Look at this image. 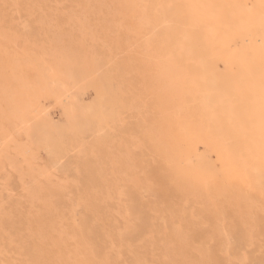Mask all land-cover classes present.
I'll use <instances>...</instances> for the list:
<instances>
[{"label":"rangeland","instance_id":"obj_1","mask_svg":"<svg viewBox=\"0 0 264 264\" xmlns=\"http://www.w3.org/2000/svg\"><path fill=\"white\" fill-rule=\"evenodd\" d=\"M123 1L0 0L1 262L264 264V185L224 168L210 143L197 144L188 160L171 150L166 140L189 139L179 122L200 123V112H192L198 100L187 93L175 109L176 98L154 81L157 41L136 16L155 0L128 7ZM262 1L246 3L263 13ZM247 37L235 38L231 48L247 47ZM64 56L72 73L79 72L71 99L42 97L44 112L34 109L21 123L7 117L18 77L34 83L40 68ZM223 64L219 60L221 70ZM97 97H114L115 119L81 134L54 164L29 127L62 124L71 114L82 126L86 119L99 122L92 117ZM238 169L251 173L246 163Z\"/></svg>","mask_w":264,"mask_h":264},{"label":"bare ground","instance_id":"obj_2","mask_svg":"<svg viewBox=\"0 0 264 264\" xmlns=\"http://www.w3.org/2000/svg\"><path fill=\"white\" fill-rule=\"evenodd\" d=\"M124 1L128 2L127 7L134 4L133 0ZM246 2L247 0H155L151 3L147 1L144 5L149 8L142 10L139 7L142 11L137 12L136 17H139L137 21L141 22L143 27L152 31L153 34L148 36L157 41L155 46L158 58L157 79L154 81L158 80V83L164 84L168 94L176 98L179 106L175 109L180 110L186 101L187 93L198 100V106L192 112H200L202 117L200 123L194 125L179 122L177 118L180 116L179 112L175 119H178L177 123L183 127L189 139L186 142L182 140L183 138L175 136L166 140L165 136V140L170 143L168 145L172 147L171 150L178 152L177 156L181 159L184 157L183 160H188L190 157L188 153H198L197 144L210 143L218 152L224 168L248 183L257 181L264 185V44H257L258 36L264 41V11L261 13L259 8L251 5L249 8ZM137 6L136 4L133 7ZM236 36L241 37V41L244 36H248L250 43L247 47H244V44L237 49L234 47L236 49L234 50L230 44L237 39ZM144 41L149 46L147 39ZM146 54L153 58L152 54ZM59 59L53 66L48 63L44 68H40L34 83L24 84L18 77L19 89L15 84L11 87L15 91L11 93L19 94H13L17 95L16 98L7 100V117L17 119L21 123L28 120L34 109L38 113L44 112L45 109L43 110L39 104V98L42 97L51 95L63 101L67 100V97L71 99L73 94L68 93L70 85L79 72L72 73L69 57ZM219 60L225 63L223 70L218 65ZM91 68L92 66L88 67ZM116 104L114 97H108L104 102H100L97 97L92 104V117L100 118L99 122L86 119L85 125L82 126L72 121L71 114L62 124L42 121L34 127H29L28 131L37 145L49 151L56 164L69 151V147H74L80 142L81 134L89 130L100 131L105 124L114 120L118 113ZM64 109L68 114L69 108L65 106ZM182 119L186 120L185 117ZM182 119L180 118V121ZM177 139L187 143L189 150L185 151L182 142ZM242 163H246V167L249 165L251 173L247 175L238 169V164ZM0 264L10 263L0 260Z\"/></svg>","mask_w":264,"mask_h":264}]
</instances>
